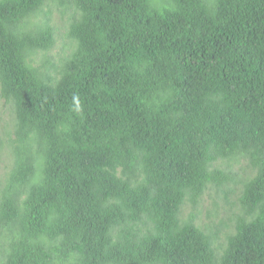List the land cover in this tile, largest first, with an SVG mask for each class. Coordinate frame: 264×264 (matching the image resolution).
<instances>
[{"label":"trees","instance_id":"16d2710c","mask_svg":"<svg viewBox=\"0 0 264 264\" xmlns=\"http://www.w3.org/2000/svg\"><path fill=\"white\" fill-rule=\"evenodd\" d=\"M0 97V264H264V0H0Z\"/></svg>","mask_w":264,"mask_h":264},{"label":"rangeland","instance_id":"374dc122","mask_svg":"<svg viewBox=\"0 0 264 264\" xmlns=\"http://www.w3.org/2000/svg\"><path fill=\"white\" fill-rule=\"evenodd\" d=\"M157 0H154L156 3ZM45 11H50V17L48 21V26L53 29L54 32V46L52 50L46 54L49 58H51V65L48 66L49 68L41 69L44 73L49 75L53 80H58L60 77V71L62 68V61L59 60L60 57H64L68 55V50L65 48V43L67 41L66 37V25L67 19L69 17V13H66L64 15L60 14V7H58L54 3H48V5L44 9ZM43 15L40 17H36L31 22L33 25L35 24H42L44 21ZM70 54V52H69ZM43 54L37 55L34 59V65L39 64L43 58ZM39 66V65H38ZM54 83V81H52ZM11 112H10V105L4 101L2 97H0V140L3 141L5 145H3L2 150L0 151V190L2 188L3 183L5 182V179L9 175V169L11 167L10 160H9V154L10 150L8 148H5L7 143L5 137L7 132L10 131L11 128ZM231 172L238 174L241 177H244L246 173L248 172L247 169L244 168V163L241 161L239 164H234L232 168L230 169ZM235 193L234 196L231 197V200H234L235 196L239 194L240 186L234 188ZM211 196L215 197V194L211 192ZM220 198V196H218ZM219 203L224 205L219 213H216L213 207L211 206V199L208 198V194H206L203 205H201L198 209V214L195 219V225L201 228L202 230L206 229H213L218 228L221 232V239L220 244H223L225 242L224 235L230 234L231 229L233 228V215L237 210L231 209L229 206H226L223 202V200H220ZM231 210V211H230ZM229 212L232 214L230 215ZM190 214V208L188 205H185L182 211V218L188 219V215Z\"/></svg>","mask_w":264,"mask_h":264}]
</instances>
